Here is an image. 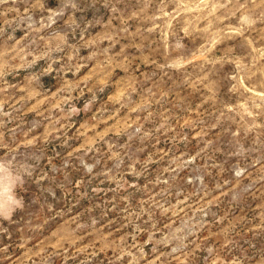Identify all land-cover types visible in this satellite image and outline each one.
<instances>
[{
	"label": "rangeland",
	"instance_id": "1",
	"mask_svg": "<svg viewBox=\"0 0 264 264\" xmlns=\"http://www.w3.org/2000/svg\"><path fill=\"white\" fill-rule=\"evenodd\" d=\"M0 264H264V0H0Z\"/></svg>",
	"mask_w": 264,
	"mask_h": 264
}]
</instances>
